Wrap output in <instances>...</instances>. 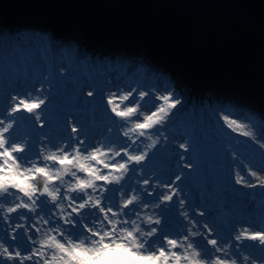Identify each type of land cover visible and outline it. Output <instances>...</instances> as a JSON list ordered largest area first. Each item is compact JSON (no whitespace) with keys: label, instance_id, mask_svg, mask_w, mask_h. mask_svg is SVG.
I'll return each instance as SVG.
<instances>
[{"label":"snow or ice","instance_id":"1","mask_svg":"<svg viewBox=\"0 0 264 264\" xmlns=\"http://www.w3.org/2000/svg\"><path fill=\"white\" fill-rule=\"evenodd\" d=\"M9 35L20 43L19 33ZM114 81L117 77L107 78L101 92L111 123L99 137L82 135L74 118L67 135L45 133L43 140L18 135V128L29 123L46 127L43 110L49 101L42 84L33 87L36 98L29 92L9 94L0 110V209L7 213L0 219L11 228L0 237V264H241L249 259L238 255L249 246L246 241L264 260V228H246L222 241L215 228L190 214L180 185L183 171L195 162L180 164L181 171L163 181L145 174L149 159L167 145L165 126L185 110L182 96L174 87L157 95ZM84 95L94 101L97 88ZM144 110L150 114L142 116ZM220 119L233 131L243 126L227 114ZM259 139L264 140V129ZM178 148L187 161L192 141ZM247 174L257 177L252 169ZM235 183L264 188V181L252 184L243 176ZM174 207L187 222L183 231L170 226ZM13 214L19 223L12 222Z\"/></svg>","mask_w":264,"mask_h":264},{"label":"rangeland","instance_id":"2","mask_svg":"<svg viewBox=\"0 0 264 264\" xmlns=\"http://www.w3.org/2000/svg\"><path fill=\"white\" fill-rule=\"evenodd\" d=\"M37 30L35 26L25 31L13 29L11 32L19 33L20 43L17 44V37L8 33L9 40L5 45L9 46L3 45L0 48V62H2L0 110L6 106L10 93L29 92L32 98H36L37 93L33 91V87L41 85V77L49 79L48 74L53 71L54 76L50 80L51 83L43 86L46 89L43 96L49 101L43 110V117L47 122L46 127L44 129L34 128L29 123L35 131L34 140L46 139L45 133L48 136L67 135L69 131L67 124L73 118L83 127L82 135L87 133L89 136L99 137L101 133L107 134L105 129L111 123L104 114L101 95L102 90L107 86V78L111 80L113 77H117V81L114 82L125 83L133 87L138 85L145 91L152 89L157 95H163L166 88L174 87L177 94L181 95L185 101V110L178 113L165 126L164 134L168 137L167 145L160 147L156 154L149 159L145 174L151 172L158 181L167 180L179 172L180 164L188 161L194 162V155H199L201 161L198 164L195 163L190 171L187 170V175L183 174L185 179L180 185L184 189L183 195L187 197V208L193 218L209 223L211 227L215 228L222 241L230 242L231 237L237 231H244L246 228L249 231L262 229L261 213L264 211V188L242 186L235 183V180L243 176L246 182L252 184L259 185L260 181H264V171H261L264 169V153H262L264 150L260 148V144L264 143V140L259 139L261 130L264 128L251 123L246 113H227L205 104L198 105L196 91L184 92L176 81H173L174 83L171 85L167 84L168 78L172 80L174 73L165 77V81L162 78L163 74L156 68L154 70L152 64L146 69L147 58L145 57H141L130 66H127V61L126 69L123 68L121 71L113 70L111 62L101 67L90 65L86 67L85 75L84 68L81 67H84L87 62L85 61L86 57L72 55L76 46L65 39L60 43L58 40L52 42L47 40L46 25L45 29H39L40 32ZM91 51L88 46L87 53ZM139 54L141 56L140 51ZM94 86L97 88V95L93 101V98L86 97L84 93ZM151 107L150 103L149 108ZM149 114L150 111L147 110L141 113L142 116ZM224 114L236 119L238 124L243 126L236 128L235 131L227 128L220 119ZM245 132L252 134L257 139L253 140L249 136H245ZM18 135L24 134L19 133ZM153 138H156L155 135ZM189 140L192 141V148L186 154L187 161H184L180 157L183 150L179 149L178 145ZM248 169L255 170L257 177L248 175ZM200 180L207 183L211 193H215L219 197L226 196L232 207L235 208L236 217L230 225H222L216 220L218 219L217 195H202L195 190V183ZM189 185H192V189L186 187ZM188 190H191V195L187 194ZM147 211L149 214H156L152 208ZM177 211L179 210L174 207L173 221L170 226L177 231H183L188 225L182 215L176 214ZM199 211H204L206 214L200 217L196 215ZM6 215V210L0 209V217ZM10 228L11 225H6L2 220L0 237H4L5 229L10 230ZM5 242L11 243L6 240V237ZM245 243L249 246L241 247L238 255L249 257V259L241 264H263L259 249L251 247L252 242L246 241ZM224 246L227 248V244Z\"/></svg>","mask_w":264,"mask_h":264},{"label":"trees","instance_id":"3","mask_svg":"<svg viewBox=\"0 0 264 264\" xmlns=\"http://www.w3.org/2000/svg\"><path fill=\"white\" fill-rule=\"evenodd\" d=\"M52 16L67 21L62 41L95 36L122 67L145 57L163 77L173 69L184 89L204 87L214 107L264 128V29L229 0H0V48L13 29L49 35Z\"/></svg>","mask_w":264,"mask_h":264},{"label":"water","instance_id":"4","mask_svg":"<svg viewBox=\"0 0 264 264\" xmlns=\"http://www.w3.org/2000/svg\"><path fill=\"white\" fill-rule=\"evenodd\" d=\"M242 13L264 29V0H229Z\"/></svg>","mask_w":264,"mask_h":264},{"label":"bare ground","instance_id":"5","mask_svg":"<svg viewBox=\"0 0 264 264\" xmlns=\"http://www.w3.org/2000/svg\"><path fill=\"white\" fill-rule=\"evenodd\" d=\"M33 16H35V15H33ZM52 20H53V23H54V25L56 26L57 29H62L63 27L67 26V21H62V22H60V21H58L57 18L54 17V16H52ZM252 21H253V20H252ZM68 22H69V21H68ZM69 23H70V22H69ZM75 38H77V36H75ZM92 39H93V41H94V43H95L96 45H101V44L103 43V40H102L101 38H98V37L93 36ZM129 40H130V39H129ZM1 63H2V62H0V64H1ZM113 67H114V66H113ZM114 68H115V67H114ZM111 70H112V69H111ZM113 70H116V71H117V69H113ZM171 70H173V69H171ZM236 112H237V113H238V112L245 113L242 109H238ZM32 138H34V137H32ZM189 189H190V188H189ZM187 194H190V195H191V194H192L191 190H188ZM12 222H14V223L19 222V221H17L15 215L12 216ZM1 223H2V220H0V224H1Z\"/></svg>","mask_w":264,"mask_h":264}]
</instances>
